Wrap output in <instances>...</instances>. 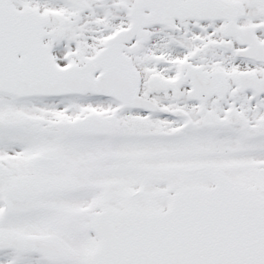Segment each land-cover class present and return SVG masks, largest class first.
I'll return each instance as SVG.
<instances>
[{"label": "snow or ice", "instance_id": "6c2138e0", "mask_svg": "<svg viewBox=\"0 0 264 264\" xmlns=\"http://www.w3.org/2000/svg\"><path fill=\"white\" fill-rule=\"evenodd\" d=\"M0 264H264V0H0Z\"/></svg>", "mask_w": 264, "mask_h": 264}]
</instances>
